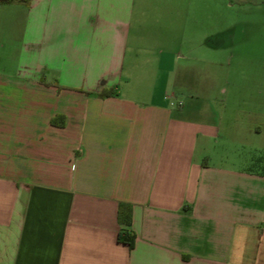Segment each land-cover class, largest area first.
Listing matches in <instances>:
<instances>
[{
    "label": "crops",
    "instance_id": "obj_1",
    "mask_svg": "<svg viewBox=\"0 0 264 264\" xmlns=\"http://www.w3.org/2000/svg\"><path fill=\"white\" fill-rule=\"evenodd\" d=\"M215 1L0 3V264H264V175L207 155L220 113L169 27Z\"/></svg>",
    "mask_w": 264,
    "mask_h": 264
},
{
    "label": "rangeland",
    "instance_id": "obj_2",
    "mask_svg": "<svg viewBox=\"0 0 264 264\" xmlns=\"http://www.w3.org/2000/svg\"><path fill=\"white\" fill-rule=\"evenodd\" d=\"M211 11L208 18L202 5L192 19L183 5L170 16V30H184L203 59L187 77L186 94L220 113L221 135L207 146L209 157L264 171V133L255 132H264V0H216ZM191 28L198 31L193 38Z\"/></svg>",
    "mask_w": 264,
    "mask_h": 264
},
{
    "label": "trees",
    "instance_id": "obj_3",
    "mask_svg": "<svg viewBox=\"0 0 264 264\" xmlns=\"http://www.w3.org/2000/svg\"><path fill=\"white\" fill-rule=\"evenodd\" d=\"M16 1L28 3L30 0H0V3H11V2H16ZM112 95H114V91L110 89L103 90L98 94L100 98H105V97H109ZM58 119H61V123H58ZM63 119H64L63 116H56L51 119L50 124L53 126L54 125L63 126L64 124ZM251 164H253V162ZM248 169L251 172H256V173L264 175V171L255 170L251 166ZM130 219H131V213H130L129 206L126 204H119L118 211H117V220H118L119 225H121L124 228L129 227ZM133 240H134L133 234H129L127 231L121 230L118 233V241L121 243L127 244L129 247L132 246Z\"/></svg>",
    "mask_w": 264,
    "mask_h": 264
}]
</instances>
